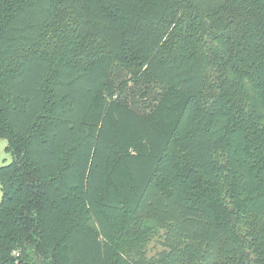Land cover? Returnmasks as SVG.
<instances>
[{"label": "trees", "instance_id": "16d2710c", "mask_svg": "<svg viewBox=\"0 0 264 264\" xmlns=\"http://www.w3.org/2000/svg\"><path fill=\"white\" fill-rule=\"evenodd\" d=\"M0 138V264H264V0H0Z\"/></svg>", "mask_w": 264, "mask_h": 264}, {"label": "rangeland", "instance_id": "374dc122", "mask_svg": "<svg viewBox=\"0 0 264 264\" xmlns=\"http://www.w3.org/2000/svg\"><path fill=\"white\" fill-rule=\"evenodd\" d=\"M122 77L121 79H128L129 75L126 73V75L123 73L121 74ZM120 75V76H121ZM132 85V82H128V87ZM160 91L159 88L154 87L150 93L149 96L150 97H154L157 95V93ZM125 92L127 93L129 100L132 101V103H134V105L138 106L139 108L142 109V107L144 106V101L143 99L140 97L139 94H136L135 96H131L129 95L128 89H125ZM7 145V141L4 138H0V165H5L11 162L12 157L11 155L5 150V147ZM0 198H1V191H0ZM151 247H154V245H151ZM155 251L154 248L151 249V251H149V253H153Z\"/></svg>", "mask_w": 264, "mask_h": 264}, {"label": "built area", "instance_id": "2783aa9c", "mask_svg": "<svg viewBox=\"0 0 264 264\" xmlns=\"http://www.w3.org/2000/svg\"><path fill=\"white\" fill-rule=\"evenodd\" d=\"M2 264H33L23 256V251L20 248H15L11 251L10 259Z\"/></svg>", "mask_w": 264, "mask_h": 264}, {"label": "flooded vegetation", "instance_id": "af4514ba", "mask_svg": "<svg viewBox=\"0 0 264 264\" xmlns=\"http://www.w3.org/2000/svg\"><path fill=\"white\" fill-rule=\"evenodd\" d=\"M34 264V263H33Z\"/></svg>", "mask_w": 264, "mask_h": 264}]
</instances>
